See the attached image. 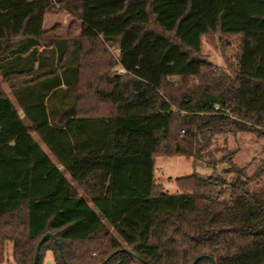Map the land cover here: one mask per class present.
Listing matches in <instances>:
<instances>
[{"label": "trees", "instance_id": "trees-1", "mask_svg": "<svg viewBox=\"0 0 264 264\" xmlns=\"http://www.w3.org/2000/svg\"><path fill=\"white\" fill-rule=\"evenodd\" d=\"M57 4L79 34L48 35ZM212 33L238 38L233 72L202 53ZM174 77L198 82L174 96ZM239 131L264 138V0H0V264L9 241L17 264L39 244L37 264H264V157L250 176L229 151L179 193L155 178Z\"/></svg>", "mask_w": 264, "mask_h": 264}, {"label": "rangeland", "instance_id": "rangeland-1", "mask_svg": "<svg viewBox=\"0 0 264 264\" xmlns=\"http://www.w3.org/2000/svg\"><path fill=\"white\" fill-rule=\"evenodd\" d=\"M57 6L56 10L49 11L45 17V28L51 30L48 35L65 36L69 32L79 34L81 31V21L62 8L60 4H57ZM237 40V37L222 36L219 33L206 35L203 38L202 53L213 61V64L218 69L233 72V69L229 65L230 62H235L236 60ZM110 51L114 58H118L119 49L117 46H111ZM171 81L173 87L172 94L174 96H180L181 92L198 82L197 80H189L188 83L186 81L182 82L179 77H174ZM1 87L20 108L17 100H15L10 84L2 78ZM263 147L264 138L256 132L220 133L211 141V152L206 155L208 161H199L196 164L193 157L186 155L158 156L155 166V178L157 182H161L165 186V189L169 193H179L180 189L176 181L177 177L189 175L195 171L203 175H209L215 171V168L210 165L209 161L213 162L215 159H220L229 151L233 152V158L238 164L248 166L247 172L250 176H253L259 169L261 160L264 157ZM226 167V163H220L217 166V171L223 172ZM251 187L257 191H264V176L261 179L254 180ZM1 264H17L14 260V243L12 241L6 244V259ZM45 264H56L51 250L46 253ZM129 264L142 263L133 262Z\"/></svg>", "mask_w": 264, "mask_h": 264}, {"label": "water", "instance_id": "water-1", "mask_svg": "<svg viewBox=\"0 0 264 264\" xmlns=\"http://www.w3.org/2000/svg\"><path fill=\"white\" fill-rule=\"evenodd\" d=\"M48 237H50V238H52V239L54 240V242L58 245V247L60 248V250H61V252H62V246H61V243H60L58 237H57L54 233H52V232H47V233L42 237L40 243H42V242H43L45 239H47ZM123 250L129 252L131 255L135 256L136 258H139V256H138L137 254H135L134 252H132L129 248L124 247ZM39 254H40V244L38 245L37 250H36L35 259H34V264H37V263H38ZM62 256H63V258L65 259V256L63 255V253H62ZM200 258H201V257L196 258V260H195L192 264H196ZM65 260H66V259H65ZM212 264H215L213 258H212Z\"/></svg>", "mask_w": 264, "mask_h": 264}, {"label": "crops", "instance_id": "crops-1", "mask_svg": "<svg viewBox=\"0 0 264 264\" xmlns=\"http://www.w3.org/2000/svg\"><path fill=\"white\" fill-rule=\"evenodd\" d=\"M42 145H43V147L50 153V155H51V157L59 164V165H61L59 162H58V160L55 158V156L49 151V149H48V147L46 146V144L44 143V142H42ZM62 166V165H61ZM66 174H67V176L70 178V174H69V172H67L66 171ZM157 181V180H156Z\"/></svg>", "mask_w": 264, "mask_h": 264}]
</instances>
